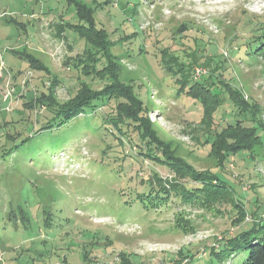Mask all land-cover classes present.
I'll use <instances>...</instances> for the list:
<instances>
[{"label": "rangeland", "instance_id": "rangeland-1", "mask_svg": "<svg viewBox=\"0 0 264 264\" xmlns=\"http://www.w3.org/2000/svg\"><path fill=\"white\" fill-rule=\"evenodd\" d=\"M262 33L264 0H0V264H204V247L237 232L236 214L149 195L148 181L179 179L149 156L165 153L144 124L168 154L262 208L264 149L209 156L222 139L264 146V57L236 56ZM111 79L119 88L97 108L36 131L50 107ZM136 102L140 121L110 118Z\"/></svg>", "mask_w": 264, "mask_h": 264}, {"label": "trees", "instance_id": "trees-1", "mask_svg": "<svg viewBox=\"0 0 264 264\" xmlns=\"http://www.w3.org/2000/svg\"><path fill=\"white\" fill-rule=\"evenodd\" d=\"M85 21L87 24L93 22L90 18H87ZM237 50H239L236 54L237 60L241 63H246V59H252L251 57L254 56L264 57V33L253 37L250 41H242L238 44ZM191 68L193 67L190 66V70ZM179 69L183 70L181 66ZM184 70L187 71V69ZM203 82L204 83H199L197 85L205 89L206 87L204 86L210 85L211 79H207ZM104 86L105 87L100 92L98 91L100 94H90L89 90H87L84 97L77 96L75 100L50 107L49 112H51V116L45 117L36 131L39 133L43 130H49L54 126H61L84 113L86 108H97V105L95 106V104H93V102L95 103V98L96 100H100L101 97L99 96L107 95L108 88H119V83L115 79H111L109 83ZM233 95L237 98L236 102L240 103L241 101L238 98H241V91L235 89ZM138 105V102L132 107L120 104L118 115L110 118L116 121H121L125 118L133 122H138L141 119L139 115L141 109ZM241 116H245V114ZM208 125L207 122L200 128V130H202V135L206 132ZM144 126L154 141V148L160 147L165 153L164 156L157 155L155 151H151L152 148H149V156L160 161L168 170L173 171L176 178L179 179V181L169 182V187L160 185L157 188L154 187L152 182L148 181L147 190L149 195H151V193H155L156 196L162 194L163 196L160 200L166 204L170 201V195L174 194L176 197H179L185 205H197L205 210H210L216 205H228L232 213L236 214V216L231 219V224L237 228V232L230 237L219 239L220 241L216 240L217 244L215 245L211 244L207 248L204 247L203 250H201L202 254L198 255V258H203L205 256L204 258L207 259L204 261V264H208L211 261L219 263L227 261L226 264H231V262L228 261L229 258H233L237 252L247 249V256L240 261L239 264H264V206L261 208L260 204H256L253 208L249 207L245 204L243 199L235 194L230 183L219 173L206 169L197 170L181 157H177L170 153L168 154L161 143L149 132L150 127L146 125V122ZM229 137L235 138L236 136H232L231 134ZM22 141H27V138H24ZM260 141L254 139L251 144L246 147L242 145V140L240 138L236 144H229L223 139L217 140L211 146L209 156H213L216 163L219 165L222 164L224 157L228 153L241 148L250 150L254 155L261 156L264 146L261 145ZM17 147L18 145L10 150ZM182 181H187L189 183H182ZM248 215L252 218L250 222H248V219L246 220ZM197 249L198 248L194 250L191 249L192 254H187L188 257H190V260H188L189 263L193 260L194 253Z\"/></svg>", "mask_w": 264, "mask_h": 264}, {"label": "built area", "instance_id": "built-area-1", "mask_svg": "<svg viewBox=\"0 0 264 264\" xmlns=\"http://www.w3.org/2000/svg\"><path fill=\"white\" fill-rule=\"evenodd\" d=\"M198 70V73H199V69H197Z\"/></svg>", "mask_w": 264, "mask_h": 264}]
</instances>
